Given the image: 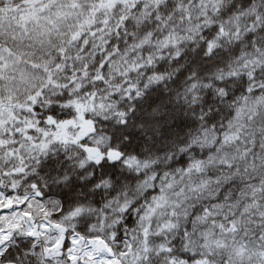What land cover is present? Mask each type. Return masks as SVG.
Masks as SVG:
<instances>
[{"label":"snow or ice","instance_id":"obj_1","mask_svg":"<svg viewBox=\"0 0 264 264\" xmlns=\"http://www.w3.org/2000/svg\"><path fill=\"white\" fill-rule=\"evenodd\" d=\"M0 264H264V0H0Z\"/></svg>","mask_w":264,"mask_h":264}]
</instances>
